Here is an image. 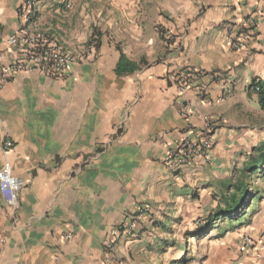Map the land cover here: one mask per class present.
<instances>
[{"label": "crops", "instance_id": "1", "mask_svg": "<svg viewBox=\"0 0 264 264\" xmlns=\"http://www.w3.org/2000/svg\"><path fill=\"white\" fill-rule=\"evenodd\" d=\"M20 1L0 0L1 39L18 28ZM93 1L106 10L96 16L107 31L98 48H84L63 78L32 72L0 87V168L8 166L20 183L15 203L0 196V264H129L146 246L140 210L157 219L162 201L218 184L237 120L246 107L259 110L242 74L245 51L228 42L255 0H205L200 14L204 0L196 7L193 0ZM60 2L39 0L35 22L76 51L58 31ZM93 14H85L87 25ZM221 23L222 35L214 29ZM119 49L137 68L118 76ZM182 68L220 75L203 77L202 92L196 85L180 91L167 75ZM216 117L224 124L213 134L211 164L168 170L170 146ZM263 201L264 193L254 215ZM262 231L260 218L257 235Z\"/></svg>", "mask_w": 264, "mask_h": 264}, {"label": "rangeland", "instance_id": "2", "mask_svg": "<svg viewBox=\"0 0 264 264\" xmlns=\"http://www.w3.org/2000/svg\"><path fill=\"white\" fill-rule=\"evenodd\" d=\"M199 1L193 0L191 3L196 7ZM86 2H88V5H85L86 10L79 13L83 0H63L58 6L60 20H55L63 29V32L58 30L63 38L70 39V44L66 43V45L80 54L84 48H87L90 37H98V33L101 36L102 33H107L106 30H102V24L98 23V17L103 16L106 10H102L100 2L93 0H86ZM254 2V5L245 13L242 24L234 29L232 36L228 38H235L239 34L248 35L243 38L241 48L245 51L244 59L247 61L241 72L247 80L251 78L264 80V0ZM205 3L204 0V3L202 2L196 8L199 14L208 8ZM92 10L95 11L94 19L87 25L85 14L91 18ZM100 10L102 13H99ZM181 11L182 8L177 10L179 16ZM191 18H187V25H183V28L190 24ZM74 19L78 20L76 25L67 23V20ZM223 23L214 28L220 35L225 31ZM85 33L88 35L84 38ZM98 41L100 46L101 37H98ZM165 41L171 42V37L166 38ZM151 42V40L148 41L149 44ZM252 94L256 99V95ZM243 114L242 119L237 120L235 127L238 134L235 140L231 141L230 165L225 171L219 172V183L212 189L208 188L206 193L201 192L200 187L194 185L190 191L196 189L197 197H190L185 195L184 191H180V194L172 201L170 199L162 201V206L157 208V219H154V213L150 210L140 213L148 220L147 226L142 230L145 232L146 246L134 254L129 264H264V231L259 236L256 233V225L260 223V218L264 219V201L256 215L252 213L251 208L255 205V197L260 198L264 193V174L256 177L254 184L252 182L249 184L250 190L252 189L249 195V199L253 200L252 206L247 209V205L242 206L243 208L236 209L226 217L218 212L224 205V200L220 196L232 191L230 187L225 189V186L232 183L230 178L234 169L241 166L252 149H256L264 142V112L260 108L250 110L246 107ZM220 127L221 125H218L216 129ZM173 211H176L172 214L175 219L170 221V224L166 226L167 229H163L160 224L163 223L164 215H169ZM211 214L216 216L209 225L206 222ZM176 217H179V220ZM200 226H204L203 233L194 234V229Z\"/></svg>", "mask_w": 264, "mask_h": 264}, {"label": "built area", "instance_id": "3", "mask_svg": "<svg viewBox=\"0 0 264 264\" xmlns=\"http://www.w3.org/2000/svg\"><path fill=\"white\" fill-rule=\"evenodd\" d=\"M39 0H21L18 5L19 26L14 33L6 35L0 41V87L7 81L32 72H37L52 79L63 78L72 70L80 53L65 49L58 34L49 29L42 32L35 22ZM54 28V27H53ZM56 30V29H55ZM53 34V35H51ZM245 34L228 38L234 49L243 47ZM3 47V48H2ZM2 48V49H1ZM7 53V56H5ZM218 71L209 73L192 68H183L170 72L167 79L178 90L199 86L202 92V78L205 76L218 77ZM257 88L254 89L256 91ZM224 124L221 117L206 120L201 129L188 128L167 150L164 166L173 174L190 165L207 166L211 162L210 150L213 146V134L218 125ZM7 147L11 146L8 140ZM20 183L13 178L8 166L0 168V196L5 202L15 203L18 198ZM147 207L140 210L145 213ZM132 222V219H130ZM130 222L128 220L127 226Z\"/></svg>", "mask_w": 264, "mask_h": 264}, {"label": "trees", "instance_id": "4", "mask_svg": "<svg viewBox=\"0 0 264 264\" xmlns=\"http://www.w3.org/2000/svg\"><path fill=\"white\" fill-rule=\"evenodd\" d=\"M0 35H1V26H0ZM98 37H101V34L98 33ZM98 37L92 36L87 41V48L93 47L94 49L98 48L99 41ZM1 40V38H0ZM137 68V65L134 61L129 60L125 54L119 49V57L115 65V73L116 75H124L133 72ZM248 90L256 95L257 104L261 111L264 112V80L258 78H251L250 82L247 86ZM257 88L256 91L254 89ZM233 170V169H232ZM261 174H264V142L257 147L256 149H252L250 153H248L246 159L242 162L239 168H235L230 181L232 183L226 184L225 189L230 187L232 189L231 192L224 193L220 196L223 201V208L219 209V214L221 216L226 217V215L231 214L236 209L243 208L242 206L247 205L246 209L251 206L253 203L252 199H249V195H251V191L249 188V184L252 182L253 184L256 181V177H259ZM252 188V187H251ZM258 200L259 197H255ZM249 200V201H248ZM176 211H173L175 213ZM164 215L162 220V225L160 226L163 229H167L166 227L170 224L172 219V214ZM215 214H211L208 216V220L206 224H209L215 219ZM214 217V218H213ZM179 220V217H176ZM204 226L196 227L194 229V234L201 235L202 229ZM162 243L163 240H162ZM163 246V244H162ZM164 249V248H162Z\"/></svg>", "mask_w": 264, "mask_h": 264}]
</instances>
